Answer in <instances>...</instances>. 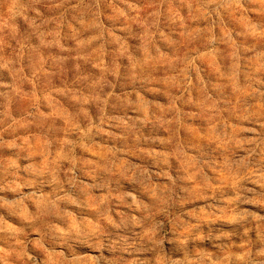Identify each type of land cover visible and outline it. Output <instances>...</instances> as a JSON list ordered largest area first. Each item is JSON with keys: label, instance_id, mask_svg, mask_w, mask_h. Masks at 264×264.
I'll use <instances>...</instances> for the list:
<instances>
[{"label": "clouds", "instance_id": "clouds-1", "mask_svg": "<svg viewBox=\"0 0 264 264\" xmlns=\"http://www.w3.org/2000/svg\"><path fill=\"white\" fill-rule=\"evenodd\" d=\"M0 264H264V0H0Z\"/></svg>", "mask_w": 264, "mask_h": 264}]
</instances>
